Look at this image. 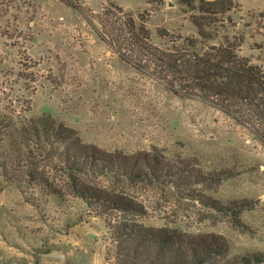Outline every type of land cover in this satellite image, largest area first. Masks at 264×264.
<instances>
[{"label": "rangeland", "instance_id": "1", "mask_svg": "<svg viewBox=\"0 0 264 264\" xmlns=\"http://www.w3.org/2000/svg\"><path fill=\"white\" fill-rule=\"evenodd\" d=\"M237 2L232 25L217 32L241 37L239 55L264 68V0ZM80 3L72 8L60 0H9L0 22V115L16 121L50 114L83 142L108 151L157 147L195 158L210 179L180 191L149 180L82 178L140 203L145 213L137 217L147 225L221 234L231 255L264 253V138L213 103L175 94L135 69L100 39L96 20L112 6L136 19L146 15L151 40L160 46L158 28L199 40L191 20L199 12L179 0ZM51 176L62 193L35 200L33 181L25 176L17 183L0 165V264H113L107 223L119 214L94 216L70 192L64 174ZM188 192L222 205L236 202V209H210L187 198ZM242 200L250 206L240 207Z\"/></svg>", "mask_w": 264, "mask_h": 264}, {"label": "trees", "instance_id": "2", "mask_svg": "<svg viewBox=\"0 0 264 264\" xmlns=\"http://www.w3.org/2000/svg\"><path fill=\"white\" fill-rule=\"evenodd\" d=\"M60 1L72 8L82 7L80 0ZM179 1L199 12L191 15L199 40L158 28L163 43L155 45L146 15L136 19L117 6L104 8L97 16L99 37L119 57L148 72L173 93L209 101L264 138V68L239 55L241 37L219 36L217 32L226 23L232 25L230 12L239 7L237 0ZM9 7V0H0V22ZM3 34L12 37L8 30ZM212 39L216 43H209ZM0 165L15 174L17 183L25 176L33 181L35 200L62 193L51 176V171H56L65 175L70 192L80 197L94 216L118 213L107 223V253L113 264H264L263 252L231 255L221 234L147 225L137 217L145 213L140 203L82 178L149 180L180 191L210 179V173L193 157L166 155L157 147L130 154L108 151L83 142L75 129L50 114L16 121L0 115ZM185 195L219 212L236 209V202L222 205L204 195ZM240 205L250 206V202L242 200Z\"/></svg>", "mask_w": 264, "mask_h": 264}]
</instances>
